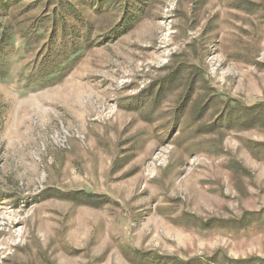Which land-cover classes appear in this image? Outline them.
Segmentation results:
<instances>
[{
  "label": "rangeland",
  "instance_id": "1",
  "mask_svg": "<svg viewBox=\"0 0 264 264\" xmlns=\"http://www.w3.org/2000/svg\"><path fill=\"white\" fill-rule=\"evenodd\" d=\"M57 1L0 0V264H264V0Z\"/></svg>",
  "mask_w": 264,
  "mask_h": 264
},
{
  "label": "trees",
  "instance_id": "2",
  "mask_svg": "<svg viewBox=\"0 0 264 264\" xmlns=\"http://www.w3.org/2000/svg\"><path fill=\"white\" fill-rule=\"evenodd\" d=\"M14 1L19 2V0H14ZM52 1L53 0H44V4L49 7L53 3ZM75 1H77V0H75ZM57 2L63 3L62 0H58ZM99 3L101 4L99 8H101L102 6H104V4L110 3V0H99ZM10 4H13V2L10 3ZM33 4H36V2H33ZM14 5H16V4H14ZM64 5H65V3L62 4L61 6H58V8H56L55 10H53L54 13H52V16L50 18L51 30H52L51 31L52 39L47 44V48L46 49H50V48H52V46H54V44H55V40L54 39H55V35L58 33V30H60V33H61L60 35H66L67 32H73V30H74V28L71 29L70 27H68L67 29H64V26L62 25L63 23L69 22V18H70L71 14H72V13H70L68 11L66 13L63 12ZM4 6L6 8L9 7V5H4ZM137 12H139L138 9L127 10L126 20L124 22L128 23L129 20H132L134 18V15ZM71 17H72V19L75 20V18L73 16H71ZM76 20L81 21L80 19H77V18H76ZM5 28H8V27H5ZM38 28L40 29L41 26H38ZM12 36H13V34H11L10 32H7V31H3V32L0 33V39L2 41H4L5 39L9 40V39L12 38ZM60 37H62V36H60ZM1 45L2 44H0V46ZM73 54H75L74 51L66 53V57H70ZM258 110H260V111L258 112ZM262 111L264 112V107H261V106H258V108H255V109H247L245 111V113L242 114V117L244 119H246V120L253 119L254 121H257V120H259V116L258 115H262ZM255 151L260 153V156L264 157V141L260 142V143L259 142L257 143Z\"/></svg>",
  "mask_w": 264,
  "mask_h": 264
}]
</instances>
